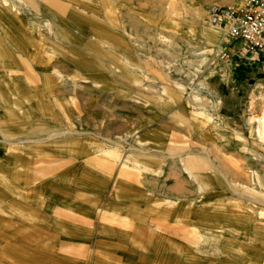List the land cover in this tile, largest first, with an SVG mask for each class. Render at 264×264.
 Wrapping results in <instances>:
<instances>
[{"label":"rangeland","instance_id":"374dc122","mask_svg":"<svg viewBox=\"0 0 264 264\" xmlns=\"http://www.w3.org/2000/svg\"><path fill=\"white\" fill-rule=\"evenodd\" d=\"M239 1L34 0L63 15V33L32 58L54 56L65 80L54 96L39 82L44 100L26 104L32 120L17 134L64 135L0 156V264H264V54L226 44L208 15ZM213 69L221 112L193 90L195 71Z\"/></svg>","mask_w":264,"mask_h":264},{"label":"bare ground","instance_id":"6f19581e","mask_svg":"<svg viewBox=\"0 0 264 264\" xmlns=\"http://www.w3.org/2000/svg\"><path fill=\"white\" fill-rule=\"evenodd\" d=\"M237 4L238 5H232V7L242 6L244 4V0H240ZM1 7H3V9L0 10L6 11V13L0 12V79L6 88V92H0V156H11V154L21 152L23 149L30 146H41L42 144H46L50 141H55L61 138V135H64L63 132L59 133L57 131L49 132L45 137L42 133L17 134V130L20 127H24L32 120V116L28 112L26 104L32 105L33 97L37 101L44 98V96L39 98V93H42V88L39 86V82H42V85L45 87H43V89L46 91L47 95L54 96L58 94L59 89V85L57 83L53 86L54 81L61 80L62 82L64 79V75L57 70L52 63L54 56L47 54V62L45 65H40V63L35 62L32 58L35 57L36 59H39L40 55H43V44L39 43H44L47 40L53 41V39L59 37L60 33H63L61 30L62 28L59 25L63 15L55 12L49 7L39 9L34 0H0V8ZM76 18L77 17L74 15H71L72 20ZM210 26H212V24H210ZM213 28L217 29V34L226 44L230 45L233 43L230 38L221 33L223 32L221 29L216 27ZM51 36H53V38H50ZM66 39L67 38L64 37L63 41L61 39L60 41L65 42ZM73 47L74 46L68 49V52L70 51L71 55H73V52L75 53ZM34 48H36L35 51H33ZM216 49L220 52L219 57L221 60L224 59L223 47L218 44ZM198 58L200 60L199 67L204 66L209 61L207 54L205 53L199 55ZM71 61L73 64L78 63L76 59H72ZM224 63L230 64V61H226ZM129 65L131 64H128V66ZM98 72L101 76L114 77L117 74L121 76L123 71L119 67L112 68L111 65H102L98 67ZM132 73H136L135 70H132ZM217 74L218 73L215 69L207 73H203L200 70L195 71V74L193 75H202L203 77L201 84L194 87L193 90L205 92L214 96L213 92L215 82L219 78V75ZM134 80L137 81L138 78H135ZM194 97L199 99L195 95ZM214 97L216 101L215 110L221 112L223 109L222 100L217 96ZM15 111H19V114H22L24 119L15 114ZM43 114L44 112L41 115L42 117L44 116ZM204 114L205 115L203 116L208 114L206 110H204ZM218 116L222 118L227 117L223 114H219ZM261 116L262 117L258 120V127L264 129V112ZM66 117L67 116H65V119L68 120V117ZM51 119L53 121L56 120L54 117ZM225 120L228 122V119ZM44 123L45 122L42 120L34 124ZM230 128H233L232 125ZM257 133L259 135V141L263 142L264 132L259 130ZM70 136H73V133H70ZM255 145H257V142L253 144V146ZM115 146L125 149V146L122 144H115ZM99 151L108 156L110 159L115 161L121 160V151H107L102 148L99 149ZM183 157L184 156L179 153L172 154L173 159H180L182 161L184 171L190 177L199 178L200 175L196 172L199 171L198 168L201 165L199 164V167L194 166L192 168L188 164V161H186ZM125 163L123 166L127 167ZM227 183L233 193L239 194V191L232 184H230V182ZM10 186L11 185L9 184V192H12V188H10ZM167 202L169 205L175 203L170 200H167ZM239 224L242 225L241 223ZM205 232H207L205 234L210 233L209 235L213 233L210 230H205Z\"/></svg>","mask_w":264,"mask_h":264},{"label":"built area","instance_id":"2783aa9c","mask_svg":"<svg viewBox=\"0 0 264 264\" xmlns=\"http://www.w3.org/2000/svg\"><path fill=\"white\" fill-rule=\"evenodd\" d=\"M208 15L214 27L241 44L244 55L264 54V0H246L243 8L214 6Z\"/></svg>","mask_w":264,"mask_h":264},{"label":"crops","instance_id":"0c3cea01","mask_svg":"<svg viewBox=\"0 0 264 264\" xmlns=\"http://www.w3.org/2000/svg\"><path fill=\"white\" fill-rule=\"evenodd\" d=\"M178 153L180 154V152H178ZM178 153H174V154H178ZM172 154H173V153H171L170 156H172ZM182 156H184L183 158L186 159V161H188V155L185 154V155H182ZM179 160H180V159H179ZM183 170H184V166H183ZM186 174H187V173H186ZM187 175H188V174H187Z\"/></svg>","mask_w":264,"mask_h":264}]
</instances>
